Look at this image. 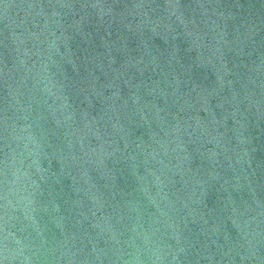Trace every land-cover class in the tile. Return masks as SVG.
Returning <instances> with one entry per match:
<instances>
[{
	"label": "water",
	"instance_id": "1",
	"mask_svg": "<svg viewBox=\"0 0 264 264\" xmlns=\"http://www.w3.org/2000/svg\"><path fill=\"white\" fill-rule=\"evenodd\" d=\"M0 264H264V0H0Z\"/></svg>",
	"mask_w": 264,
	"mask_h": 264
}]
</instances>
